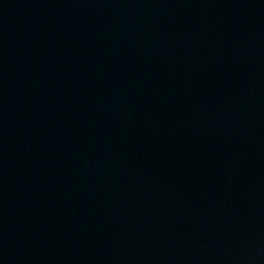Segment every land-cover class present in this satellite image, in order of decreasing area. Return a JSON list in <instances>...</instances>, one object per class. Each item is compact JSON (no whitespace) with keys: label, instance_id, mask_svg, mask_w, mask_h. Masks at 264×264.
Returning a JSON list of instances; mask_svg holds the SVG:
<instances>
[{"label":"water","instance_id":"obj_1","mask_svg":"<svg viewBox=\"0 0 264 264\" xmlns=\"http://www.w3.org/2000/svg\"><path fill=\"white\" fill-rule=\"evenodd\" d=\"M0 264H264V0H0Z\"/></svg>","mask_w":264,"mask_h":264}]
</instances>
